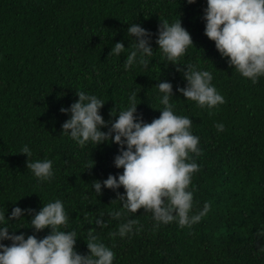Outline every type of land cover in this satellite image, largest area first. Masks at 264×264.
I'll use <instances>...</instances> for the list:
<instances>
[{"label":"trees","instance_id":"obj_1","mask_svg":"<svg viewBox=\"0 0 264 264\" xmlns=\"http://www.w3.org/2000/svg\"><path fill=\"white\" fill-rule=\"evenodd\" d=\"M205 6L206 0H0V211L8 216L17 204L38 211L59 198L68 214L60 227L76 230V250L89 251L85 239L94 230L115 253L113 264H264V75L253 83L220 55L204 33ZM179 18L194 43L179 58L181 67L211 71V83L224 96L211 109L176 91L186 83L183 73L156 44L160 19ZM131 23L150 30L153 56L126 70L135 43L127 32ZM116 41L125 45L119 56L108 54ZM161 80L172 82L171 102L192 119L202 150L189 154L199 165L189 185V215L203 211L205 203L209 208L191 226L157 222L143 207L110 216L122 207L117 192L125 189L102 184L97 194L92 184L123 171L113 163L119 146L109 140L81 147L61 128L70 113L60 108L78 99L76 90L103 99L100 113L109 122L116 118L110 110L118 114L136 92L137 111L150 122L163 107ZM218 122L224 125L219 131ZM24 144L29 157L20 152ZM45 158L53 161L54 176L39 182L26 161ZM101 212L103 227L95 224ZM32 214L5 217L8 230L42 238L50 229L34 232ZM127 219L138 221L131 233L109 235Z\"/></svg>","mask_w":264,"mask_h":264},{"label":"clouds","instance_id":"obj_2","mask_svg":"<svg viewBox=\"0 0 264 264\" xmlns=\"http://www.w3.org/2000/svg\"><path fill=\"white\" fill-rule=\"evenodd\" d=\"M192 3L193 0H188ZM204 33L215 43L227 63L244 77L256 83L264 75V0H206L203 9ZM127 32L134 37V47L127 53L124 68L134 64L147 63L153 56L150 43L152 33L139 23H131ZM156 44L162 58L176 65L183 73L186 83L177 85L176 91L183 97L195 101L200 107L209 109L224 103V96L211 83L213 74L207 69H197L188 64L181 67L179 58L184 55L189 45L194 44L192 36L178 20L169 22L160 19ZM125 45L122 41L114 42L108 54L119 56ZM160 115L150 122L143 119L137 111L133 92L128 97V106L117 112L114 120L106 121L100 109L104 100L95 94L76 90L78 99L68 107L61 106L60 111L70 113L63 121L61 128L78 145L83 147L88 142L95 145L111 140L119 148L113 163L123 171L109 173L103 181L93 180L92 188L97 194L104 187L117 190L123 186L124 192H117L122 203L119 209L111 210L109 215L119 218L128 212H136L143 207L150 210L154 220L167 223L177 220L180 226L198 222L209 208L205 203L203 211L189 215L193 206V191L189 188L191 176L199 165L189 154L197 155L202 151L198 147L199 137L191 131L192 119L175 111L171 102L174 96L172 82L161 80L157 83ZM107 126V131L102 130ZM223 123L216 124L222 130ZM21 153L31 156V149L24 144ZM94 163L88 165L90 168ZM51 159L26 161V166L39 182L50 180L54 176ZM32 212L30 226L34 232L45 227L50 229L42 238L35 234L10 232L5 217L11 221L18 219L25 212ZM101 212L95 218V224L103 227L106 221ZM68 222L64 202L56 198L42 204L38 211L21 208L15 205L8 216L0 211V264H113L115 253L107 246L94 230H89L87 253L76 250L75 229L66 230L60 226ZM136 219H127L118 225L116 232L109 235L121 237L133 231ZM158 226V225H157ZM4 240H10L5 244Z\"/></svg>","mask_w":264,"mask_h":264}]
</instances>
